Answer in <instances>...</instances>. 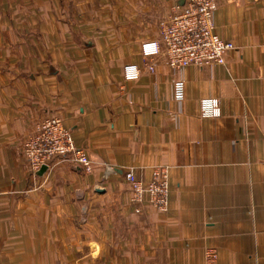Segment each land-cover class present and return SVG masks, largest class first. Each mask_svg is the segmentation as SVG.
Returning <instances> with one entry per match:
<instances>
[{
	"label": "crops",
	"instance_id": "crops-1",
	"mask_svg": "<svg viewBox=\"0 0 264 264\" xmlns=\"http://www.w3.org/2000/svg\"><path fill=\"white\" fill-rule=\"evenodd\" d=\"M184 5L0 0V264H264V0H216L214 30L234 45L223 64L160 55L149 72L141 43ZM126 63L142 74L125 79ZM54 114L91 173L25 161ZM157 168L166 210L146 191L133 201L125 177Z\"/></svg>",
	"mask_w": 264,
	"mask_h": 264
},
{
	"label": "built area",
	"instance_id": "built-area-1",
	"mask_svg": "<svg viewBox=\"0 0 264 264\" xmlns=\"http://www.w3.org/2000/svg\"><path fill=\"white\" fill-rule=\"evenodd\" d=\"M215 7L216 0H185L182 10L161 26L160 39L141 43V55L147 70H155V57L160 55L165 56L166 62L172 68L191 64H223L226 53L233 49L234 45L214 30ZM30 64L31 62L27 61V65ZM141 74L142 69L136 63H126L123 66V76L127 80L135 79ZM208 113H219L217 98L210 99ZM58 156L77 162L86 173L93 171L91 161L83 148L75 145L62 118L54 114L41 120L35 132L28 136L24 144V157L30 167L37 170ZM125 177L131 186L133 201H140L146 191L152 205L158 210L167 209L169 190L165 168H157L152 179L145 184L130 170L125 173ZM207 255L215 257L211 250Z\"/></svg>",
	"mask_w": 264,
	"mask_h": 264
}]
</instances>
